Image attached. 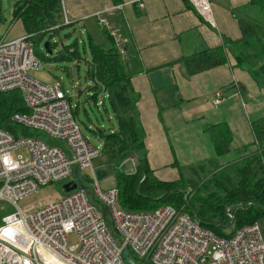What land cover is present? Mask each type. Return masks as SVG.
Wrapping results in <instances>:
<instances>
[{
  "label": "built area",
  "instance_id": "obj_1",
  "mask_svg": "<svg viewBox=\"0 0 264 264\" xmlns=\"http://www.w3.org/2000/svg\"><path fill=\"white\" fill-rule=\"evenodd\" d=\"M187 1L205 23H213L209 0ZM98 24L106 26L104 20ZM62 26L68 21L46 33ZM31 38L0 42V93L17 91L26 110L10 118L17 136L0 129V211L14 209L0 220V264H125L124 251L135 264H264V233L256 223L223 238L192 220L185 204L129 212L119 207L116 188L101 193L93 167L99 149L83 136L60 85L41 84L29 76L38 67ZM223 99L216 92L213 102ZM21 130L37 136H24ZM84 170L94 182L93 199L82 187ZM73 172L78 173L73 180L77 187L60 201L18 209L17 203L39 187ZM225 212L232 220L230 208ZM70 235L77 239L74 245Z\"/></svg>",
  "mask_w": 264,
  "mask_h": 264
},
{
  "label": "crops",
  "instance_id": "obj_2",
  "mask_svg": "<svg viewBox=\"0 0 264 264\" xmlns=\"http://www.w3.org/2000/svg\"><path fill=\"white\" fill-rule=\"evenodd\" d=\"M137 1L60 0L61 21L80 27L89 44L116 54L155 179L178 182L185 178L178 176L181 166L189 170L213 160L222 167L253 153L250 119L264 113V79L253 77L245 61L237 66L234 58L240 51L253 57L254 46L237 42L238 21L264 23V0H209L212 24L187 0ZM218 47L226 53L224 65L186 73L183 58ZM216 92L224 98L218 105L213 102ZM221 123L230 140L228 152L216 156L204 129Z\"/></svg>",
  "mask_w": 264,
  "mask_h": 264
},
{
  "label": "trees",
  "instance_id": "obj_3",
  "mask_svg": "<svg viewBox=\"0 0 264 264\" xmlns=\"http://www.w3.org/2000/svg\"><path fill=\"white\" fill-rule=\"evenodd\" d=\"M264 2V1H262ZM62 9L60 0H18L13 11V20L20 19L26 35H32L31 42H38L46 33L48 27L61 25ZM1 21V17H0ZM241 39L238 42L243 46H254L252 58L244 57L242 51L236 56V65L240 67L245 61L250 67L253 77L264 79V23L256 20L239 19ZM236 43V42H234ZM226 44V43H224ZM92 58L88 62L86 77L92 85L85 88V101H91L96 109L101 105L107 113V106L116 122V127L107 129L95 128L103 139L100 154L107 161L122 162L129 156L136 159L135 171L131 175H117L114 177L118 192V205L129 212L151 211L161 206L179 208L185 204V212L200 226L214 235L227 238L236 229L256 223L264 233V113L250 119V129L256 143L254 152L245 156L238 163H233L225 169L210 160L189 168L192 179L184 180L190 189H195L200 182L199 175L206 169L215 175L205 180L206 186H214L224 192L227 201L215 199L194 207L193 201L184 202L177 181L165 182L155 179L150 171L144 151L143 133L138 125V118L134 107V99L130 97L127 76L118 63L112 49L104 50L93 41L89 44ZM226 46V45H225ZM52 45L48 43V49ZM60 58H72L77 53L76 43L66 47ZM242 56V57H241ZM258 61V63H256ZM227 62L223 47L206 49L191 57L183 58L182 63L189 75L197 74L209 69L224 65ZM79 94L82 91H78ZM91 94V95H89ZM104 94V95H103ZM98 97L101 100L98 101ZM100 106V107H101ZM20 94L16 91L6 94L0 93V129L17 136L16 127L10 124V118L15 113H25ZM87 117V114H85ZM204 133L208 134L216 156L228 152L229 131L224 123L207 126ZM24 136L37 135L21 130ZM236 171V183L228 176L230 171ZM198 179V181H197ZM197 182H196V181ZM238 180V181H237ZM234 193H231V191ZM230 208L233 216L229 220L226 209Z\"/></svg>",
  "mask_w": 264,
  "mask_h": 264
},
{
  "label": "rangeland",
  "instance_id": "obj_4",
  "mask_svg": "<svg viewBox=\"0 0 264 264\" xmlns=\"http://www.w3.org/2000/svg\"><path fill=\"white\" fill-rule=\"evenodd\" d=\"M17 1L18 0H11L10 3L7 4V0H0V42L11 41L26 36L22 21L20 19L13 20V11ZM45 42L52 45V55H47L45 53L43 48ZM74 43H76L77 53L69 59L60 58L61 52ZM33 46V55L38 63V67L35 71H31L29 76L41 84L51 85L57 83L60 85V89L65 94L66 101L70 107L71 114L78 124L83 136L88 140L91 147L99 149L100 152L103 145V139L99 133L97 134L94 132L95 128L107 129L111 126L116 127V122L107 103L106 107L108 115L103 111L101 105V107L99 106V109H96L91 101H85L86 93L84 90L87 86L92 85L91 80L86 77L87 63L90 62L92 53L85 32H81L80 27L62 26L54 33H45L38 42H33ZM79 90L82 91L81 94L78 93ZM100 100L101 97H98V101ZM85 114H87V117ZM41 138L46 142H50V144L58 145L64 150L66 149L64 144L51 142L44 135H41ZM238 162L239 161L233 163ZM233 163H227L224 166L219 167V169H225V167L231 166ZM135 165L136 159L133 156H129L122 162H109L100 154L99 157L93 160V167L96 170H101L105 173V176L102 179L96 180L100 192L105 193L108 189L114 188V177H117L118 174L125 175V177L126 175L133 174L135 171ZM176 170L178 171L180 180L184 176V180L192 179L188 169L181 166V168ZM218 171L214 172L206 169L203 174L199 175L200 182L197 179L199 183L195 189L188 188L186 184H184V180L179 181L178 185L181 192H183L181 193L183 198L187 201L197 199L193 201L194 207L206 203L207 200L205 199L213 201L219 198L227 201L229 194L225 197V193L220 189L217 187L215 188L212 185L208 188L204 183L205 180L215 175ZM235 173L236 171L232 170L227 176L232 179L234 183H236ZM81 174L87 175L88 170L82 171ZM77 177L78 173L73 172L72 175L65 180L39 187L34 193L28 195L17 203L18 209L24 212L36 205L40 206L60 201L65 195L62 190V185L76 180ZM93 185V181L90 184L82 182V187L85 189L90 199L94 198ZM234 191L235 190L231 191L230 194L234 193ZM0 206H2L1 203ZM13 210L14 209L11 207H5L4 211H0V220L4 214L12 213ZM68 240L72 245L77 242L74 235H70Z\"/></svg>",
  "mask_w": 264,
  "mask_h": 264
},
{
  "label": "water",
  "instance_id": "obj_5",
  "mask_svg": "<svg viewBox=\"0 0 264 264\" xmlns=\"http://www.w3.org/2000/svg\"><path fill=\"white\" fill-rule=\"evenodd\" d=\"M10 3V0H7V4ZM44 51L47 55H52V51L48 49V42H45L43 45ZM98 180L102 179L105 176V173L101 170L96 171ZM81 181L83 183L90 184L92 181L87 178L86 175L81 176ZM77 185L73 181L65 183L62 185V190L64 193H69L72 190L76 189ZM122 259L124 260L125 264H135L132 259L129 258V255L126 251L122 252Z\"/></svg>",
  "mask_w": 264,
  "mask_h": 264
},
{
  "label": "bare ground",
  "instance_id": "obj_6",
  "mask_svg": "<svg viewBox=\"0 0 264 264\" xmlns=\"http://www.w3.org/2000/svg\"><path fill=\"white\" fill-rule=\"evenodd\" d=\"M56 31H57V30H56ZM56 31H55V32H56ZM81 176H82V174H80V178H81ZM97 179H98V178H97ZM91 181H92V180H91ZM73 182H74V181H73ZM74 183H75V182H74ZM63 185H64V184H63ZM76 185H77V184H76ZM74 190H75V189H74ZM72 191H73V190H72ZM69 193H70V192H69ZM66 194H68V193H65V195H66ZM65 195H64V196H65ZM182 205H183V204H182ZM129 258H130V257H129ZM130 259H131V258H130Z\"/></svg>",
  "mask_w": 264,
  "mask_h": 264
}]
</instances>
